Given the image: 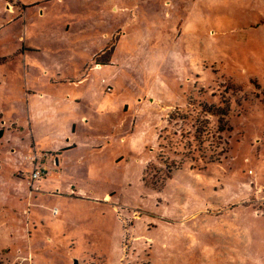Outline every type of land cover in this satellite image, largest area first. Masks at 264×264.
<instances>
[{
  "label": "rangeland",
  "instance_id": "obj_1",
  "mask_svg": "<svg viewBox=\"0 0 264 264\" xmlns=\"http://www.w3.org/2000/svg\"><path fill=\"white\" fill-rule=\"evenodd\" d=\"M0 116V264H264V0H0Z\"/></svg>",
  "mask_w": 264,
  "mask_h": 264
},
{
  "label": "built area",
  "instance_id": "obj_2",
  "mask_svg": "<svg viewBox=\"0 0 264 264\" xmlns=\"http://www.w3.org/2000/svg\"><path fill=\"white\" fill-rule=\"evenodd\" d=\"M29 161H31V163H35L36 164L37 157L35 156L34 158H31V159H29ZM44 174H45V170H42V169H40L39 167H37L35 165L34 169L32 170V173L30 175H28V178L32 181V184H33L34 181L39 179Z\"/></svg>",
  "mask_w": 264,
  "mask_h": 264
},
{
  "label": "crops",
  "instance_id": "obj_3",
  "mask_svg": "<svg viewBox=\"0 0 264 264\" xmlns=\"http://www.w3.org/2000/svg\"><path fill=\"white\" fill-rule=\"evenodd\" d=\"M51 155H54V156H56L57 154L54 152V153H48V154H46L44 157L45 158H49ZM38 161H39V158L37 157V162H36V164L35 163H30L31 164V170H33L34 169V167H35V165L37 166V167H39L38 166ZM58 161H57V159H55V163H57ZM58 164H59V162H58ZM59 166V165H58Z\"/></svg>",
  "mask_w": 264,
  "mask_h": 264
},
{
  "label": "trees",
  "instance_id": "obj_4",
  "mask_svg": "<svg viewBox=\"0 0 264 264\" xmlns=\"http://www.w3.org/2000/svg\"><path fill=\"white\" fill-rule=\"evenodd\" d=\"M1 120L2 119H1V116H0V123H1ZM3 136H4V129L0 127V140H2Z\"/></svg>",
  "mask_w": 264,
  "mask_h": 264
},
{
  "label": "water",
  "instance_id": "obj_5",
  "mask_svg": "<svg viewBox=\"0 0 264 264\" xmlns=\"http://www.w3.org/2000/svg\"><path fill=\"white\" fill-rule=\"evenodd\" d=\"M55 165H56V166H58V165H59V164H58V162H57V163H55Z\"/></svg>",
  "mask_w": 264,
  "mask_h": 264
}]
</instances>
